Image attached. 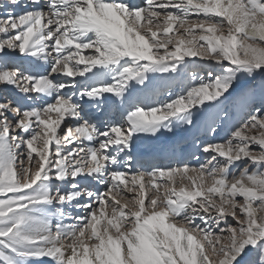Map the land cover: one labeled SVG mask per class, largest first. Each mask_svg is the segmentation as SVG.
Instances as JSON below:
<instances>
[{"label": "snow or ice", "instance_id": "obj_1", "mask_svg": "<svg viewBox=\"0 0 264 264\" xmlns=\"http://www.w3.org/2000/svg\"><path fill=\"white\" fill-rule=\"evenodd\" d=\"M0 10V264H264V0ZM196 64L174 98L136 95ZM230 108L203 162L133 168L142 139Z\"/></svg>", "mask_w": 264, "mask_h": 264}, {"label": "rangeland", "instance_id": "obj_2", "mask_svg": "<svg viewBox=\"0 0 264 264\" xmlns=\"http://www.w3.org/2000/svg\"><path fill=\"white\" fill-rule=\"evenodd\" d=\"M187 59V58H186ZM192 60H197L198 58H190ZM25 62V61H24ZM200 64L190 65L187 69H182L179 74L169 75H158L153 82V85L144 91H141L138 86V90L136 95L141 96V98L147 97V101L151 103L157 99L163 100L168 98L170 95L174 98L176 93H179L183 90H186L193 81L191 80L190 73L194 70V68H200ZM206 67V65H204ZM2 87V86H0ZM5 94L9 98H17V90L13 89L11 86L6 90ZM229 111L232 113L231 117L228 120H225L222 126H218V131L216 133H212L207 127L206 122L203 117L198 118L197 124L195 126H187L185 125L182 128H176L173 132H167L162 130L160 134L156 137H147L138 142V144L133 149V155L137 152L138 154L148 153L150 151H145L146 147H151L152 150L160 151L164 148L168 149V151H173L172 155L167 158L166 161L162 162V158L155 157V162L143 163L142 161H137L136 159L139 157H135L133 162V168H137L139 166H143V169H150L152 166H165L161 165V163L166 164V166H171L181 162H191L196 163L193 158V154L195 156L200 157V161L203 162L205 156L196 150V142L199 141H208V142H221L226 140L230 131L233 128V125L237 124V121L240 119V115L238 112L234 110V108H230ZM113 109L112 114H110V118L112 120L119 119L120 116ZM142 136L145 134H141ZM214 137V139H213ZM189 148L190 152H184ZM258 150V148H257ZM183 152V153H182ZM181 153V154H180ZM166 159V158H165ZM146 164V165H145ZM136 166V167H135ZM244 165L241 164L242 168ZM229 223H234V221L229 218Z\"/></svg>", "mask_w": 264, "mask_h": 264}, {"label": "bare ground", "instance_id": "obj_3", "mask_svg": "<svg viewBox=\"0 0 264 264\" xmlns=\"http://www.w3.org/2000/svg\"><path fill=\"white\" fill-rule=\"evenodd\" d=\"M4 2H6V0H0V3H4ZM42 2H46V0H42ZM0 11H2V10H0ZM27 61H23V60H21V58L19 57V56H16V57H13L12 58V63L9 65L10 67L11 66H14V65H21V64H23V65H27ZM59 79V78H58ZM116 114V113H115ZM104 117V116H103ZM105 120H107V119H105ZM172 152L173 151H168V149H166V148H164V149H162L161 150V152L160 151H156V150H152V151H150V152H148V153H143L142 155L141 154H138L137 152L134 154V157H139V158H137L136 160L137 161H142L143 163H145L146 162V164L147 163H150V162H155L156 160H155V157H159V158H162V159H164V158H169V156H173L172 155ZM184 152H190L189 151V148L187 149V150H185ZM183 153V152H182ZM181 154V153H180ZM168 161V160H167ZM141 163V162H140ZM142 164V163H141ZM145 164V165H146ZM161 165L163 166V165H165L166 166V164H163V163H161ZM134 166V165H133ZM136 167V166H135Z\"/></svg>", "mask_w": 264, "mask_h": 264}]
</instances>
